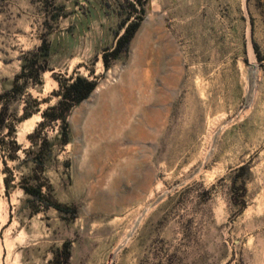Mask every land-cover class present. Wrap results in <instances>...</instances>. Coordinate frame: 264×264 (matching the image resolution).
I'll return each instance as SVG.
<instances>
[{"label": "rangeland", "instance_id": "rangeland-1", "mask_svg": "<svg viewBox=\"0 0 264 264\" xmlns=\"http://www.w3.org/2000/svg\"><path fill=\"white\" fill-rule=\"evenodd\" d=\"M117 2L0 0V94L26 53L49 47L40 83L3 100L21 149L7 157L3 128L0 264H48L66 243L70 264H264V0H148L127 54L106 68L123 32ZM77 76L97 85L67 115L69 143L61 122L40 130L52 150L43 181L77 215L32 214L18 186L34 166L22 163L28 135ZM104 98L121 103L109 113L117 136L88 131ZM149 106L159 119L146 125Z\"/></svg>", "mask_w": 264, "mask_h": 264}, {"label": "trees", "instance_id": "trees-1", "mask_svg": "<svg viewBox=\"0 0 264 264\" xmlns=\"http://www.w3.org/2000/svg\"><path fill=\"white\" fill-rule=\"evenodd\" d=\"M117 8L121 22L119 27L123 32L117 37L116 43L109 55H104L103 61L105 67L109 66V58L116 60L125 56L128 52L129 45L140 27L143 16L145 15L148 0H117ZM49 57V47L43 43L34 51L28 52L22 59L21 72L16 76L14 86L10 91L0 94V131L3 128L8 129V135L11 141L3 147V151L11 160L18 159L17 152L21 147L14 141V128L8 126L7 120V106L4 103V98L10 94L19 95L27 88V86L34 80L40 83L42 73L47 69V60ZM97 83L85 77L77 76L69 81L60 84L59 100L56 104L46 108L42 112L43 120L38 127L28 135L31 142V147L24 150L26 159L22 161L28 164L29 161L33 163L32 170L29 174L21 176L18 186L22 189L24 194L28 197V201L32 204V214L38 213L41 209H54L62 217H69L64 219H73L77 215V208L75 205H62L56 202L51 194L49 186L43 181L41 176L44 171V163L46 157L49 158L52 150L49 148L50 143L46 138L41 137L40 130L46 125L55 122H61L62 139L60 146H65L69 143V137L66 133V118L71 109L87 99L96 88ZM4 165L5 161L3 162ZM8 171L7 168H5ZM10 177L3 179L5 188L9 187ZM48 264H70V252L67 243L64 244L62 251L56 253Z\"/></svg>", "mask_w": 264, "mask_h": 264}, {"label": "bare ground", "instance_id": "bare-ground-1", "mask_svg": "<svg viewBox=\"0 0 264 264\" xmlns=\"http://www.w3.org/2000/svg\"><path fill=\"white\" fill-rule=\"evenodd\" d=\"M144 65H145V62L143 61V58L142 57H139L138 60L136 61V67L137 68H142V66H144ZM143 71L145 72V75L147 77H149L150 76L149 74L152 71H155V69L154 68L152 70L151 69H145ZM156 71L158 72V69H156ZM127 84L129 86V83H127ZM150 85H151V83H150V80H149L148 86H150ZM118 91L121 94L120 95L121 101L126 102V105H127V103H129L130 100H131V96H130V93H129L128 88H126V85H125V87L119 85ZM154 97L157 100H162L163 99L161 95H157V96L155 95L154 96L152 94L151 95V98H154ZM120 105H121V103H119V102L118 103H116V102H113V103L112 102H108L104 98V100L101 101V103H100L99 107L97 108V110L91 115V119L89 120V124H88V131H93L94 128H98L103 133L110 132V133L114 134L115 136H117V132H115L114 129L110 126V121H111L110 119L111 118L109 117V113L111 111H113V110H116V109L120 108ZM127 108L125 109V111L127 110ZM145 110L147 112V114H146V121H145V124L146 125H150L151 123L154 122V120H158L159 119L158 118L159 117V114L158 113L156 114L154 112V110L151 108V106L146 107ZM117 116H118V114H117ZM112 120H113V118H112ZM142 125L141 124H137V125L131 127L130 133H132V134L133 133L142 134L143 133V130H142L143 127H142ZM107 147H109V145H107Z\"/></svg>", "mask_w": 264, "mask_h": 264}]
</instances>
